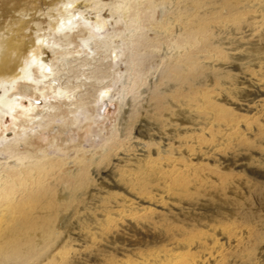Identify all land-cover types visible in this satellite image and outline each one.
<instances>
[{"label": "bare ground", "instance_id": "bare-ground-1", "mask_svg": "<svg viewBox=\"0 0 264 264\" xmlns=\"http://www.w3.org/2000/svg\"><path fill=\"white\" fill-rule=\"evenodd\" d=\"M84 1L61 0L44 12L46 23L37 17L27 27L22 17L8 35L0 34V264H233L245 249L244 232L238 223L215 220L207 214L204 228L192 229L167 221L162 213L188 214L199 207V199L191 197V191H211L215 180L211 172H200L205 163L196 159L221 155V150L231 144L232 135L242 126L250 128L253 118L217 104L206 90L202 98L189 95L182 109L187 125H172L171 135L161 130L164 141H158V148L133 141L132 153L124 140L112 146L111 138L102 145L106 147L102 156L90 153L88 157L81 140L92 137L94 127L102 123L101 110L107 101L115 99L116 84L122 82L123 102L133 88L127 78L131 70L139 72L141 60L135 64V56L141 55L144 38L142 33L131 34L132 27L144 28L141 21L148 16V9L154 10L155 1H142L143 9L137 5L140 2L132 4L131 0L127 7L128 0L112 5ZM190 2L179 16L183 32L173 38L174 45L182 50L169 75L179 78L199 70L201 57L207 58L212 52L209 40L213 27L207 12L216 14L224 7L225 18L237 21L243 9L237 2L218 0V5L194 15L188 13L190 9L204 7L207 0ZM107 5L114 13L104 17L101 11ZM247 7L254 8L247 21L251 27L264 16L259 14L264 0H249ZM132 13L133 18L127 19ZM121 23L124 27L115 29L114 24ZM166 23L156 20L152 24L166 29ZM26 28L27 32L34 30L29 46L20 35ZM119 61L134 66L127 65L123 71L116 67ZM252 85L264 92V78L253 79ZM262 95L244 104L255 110L252 116L264 113ZM40 139L45 142H34ZM71 145L74 156L67 150ZM115 150L123 157L119 156L108 175H115L114 181L123 184L130 195L98 194L94 207L84 210L85 214L80 216L76 211L79 216L76 212L68 216L81 222L76 227L77 238L72 241L70 237V242L55 247L56 232L50 224L55 212L43 204L36 210L40 201L51 197L61 183H82V176ZM130 221L156 230L163 244L120 256L104 253L105 248H118L114 238Z\"/></svg>", "mask_w": 264, "mask_h": 264}, {"label": "rangeland", "instance_id": "rangeland-1", "mask_svg": "<svg viewBox=\"0 0 264 264\" xmlns=\"http://www.w3.org/2000/svg\"><path fill=\"white\" fill-rule=\"evenodd\" d=\"M59 1L61 0H0V34L8 35L12 26H17L14 23L22 20V17L25 19L24 26L27 27L29 22L37 17H41L40 20L46 23L47 18L44 16V12ZM88 1H90L89 5L98 2L96 0ZM114 1L118 0H100V2H107L111 5L115 3ZM142 1L144 0L138 2L131 0L132 4L140 2L137 5L143 9L146 6ZM154 1V10L148 9L146 13L148 16L141 21L144 28L134 30L132 27L131 34L137 36L142 33L144 43L141 47V55L135 56V64L139 59L141 60L139 72L131 70L127 78L128 82L130 80V83H133L131 92L123 102L122 82L116 84L115 99L107 101L101 110V114L104 116L101 120L102 123L100 126L94 127L95 134L92 137L81 140L80 146H86L88 157L92 153H95V157L102 156L103 148H106L102 145L106 139L110 140L111 138L113 139L112 146L124 140L130 146L132 153L135 150L133 141L149 143L151 148L156 149L160 145L159 142L164 141L161 139L163 136L161 130L171 135L172 125H179V123L187 125L188 117L182 112V109L184 102H189V95H197L202 98L206 90L207 95L212 96L217 104L230 108L238 115L242 114L253 118L250 128L246 130L242 126L232 135L231 144H227L221 150V155L208 160L196 159V162L203 161V164L205 163L204 169H199L200 172L202 170H205L204 173L211 172V179L215 180V187L211 191L200 188H194L191 191L193 194L191 197L199 199V207L191 210L188 214L167 212L162 213V216L165 215L164 217L169 222L192 229L204 228L203 225L208 221L207 214L215 220L222 218L228 222L238 223L244 232L243 249L245 248V252L243 251L244 255L235 259L233 264H264V113L260 112L252 116L255 110L251 111L244 105L258 94H263L264 97V92L258 91V88L252 85L253 79L264 78V60H261L264 57V16L260 15L259 22L251 26L252 28L247 27V21L254 14V8H244L248 5L249 0H224L227 3L237 2L243 8L237 16H240L237 21L225 18L227 10L224 7L217 11L216 14L219 17L214 12H207L209 25L213 27V34L209 40L211 55H207V58L201 57L199 70L191 75H186L187 78L185 76L179 78L169 75L171 66L173 67V63L176 62L177 53L182 50L174 45L173 38L183 32V24L179 16L185 4L191 3V0ZM209 1L212 2L207 3ZM207 2L204 7L190 9L188 13L196 15L198 12L208 10L220 3L218 0H207ZM129 3L130 0L125 3V6H129ZM108 7L109 5L105 6L101 11L102 16L109 17V14L114 13L110 7L108 10ZM260 13L264 14V9ZM132 18L133 13L127 15V19ZM156 20L167 22V28H156L152 24ZM224 23L225 25H223ZM121 24H114L115 29L116 26L117 28L124 27V24ZM163 32L165 33L163 34ZM20 35L25 39L26 46L31 45L34 40L33 29L27 32L26 28L20 32ZM118 63L120 65L118 64L116 67L121 66L123 71L126 70L127 65L134 66V63L130 62L125 64L119 61ZM121 78L124 79V76L122 75ZM218 80L219 83H216ZM162 120H165L164 123ZM157 121L162 126L156 124ZM258 125H260L259 128H257ZM210 133L212 132L210 131ZM179 134H183V131ZM206 135L209 140L212 139L208 133ZM46 137L48 136L44 138ZM35 141L36 143L45 142L44 139ZM67 150L70 155L74 156L75 150L72 149V145ZM113 152L109 153L107 159L104 158L105 161L102 159L100 164H94L95 168L93 165L86 172L87 178L86 174L82 176L85 182L81 181L82 183H80L78 180H73L70 183H61L51 197L40 201L36 210L43 208V204L44 207L55 212L50 220V224L56 232L53 234L55 247L77 238L76 233L81 222L74 217L79 216L78 213L81 216L86 213L84 210L94 207L98 200V194L100 197L103 192L107 191L120 192L123 196L130 195L123 184L114 181L115 175H108L109 168L114 163H118L120 157H123L117 150ZM103 195L107 194L103 193ZM75 212L74 217L68 218ZM64 215H67V218L62 219ZM124 226L122 232L114 238L118 248H105L104 253L120 256L122 253L163 244L162 239L156 235L157 231L152 228L131 221ZM76 227L78 228L76 229ZM248 249L250 251H247Z\"/></svg>", "mask_w": 264, "mask_h": 264}]
</instances>
